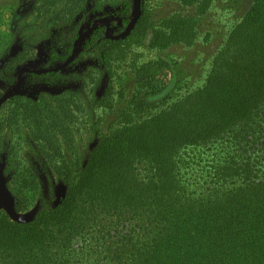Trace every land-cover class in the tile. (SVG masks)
<instances>
[{"label":"trees","instance_id":"trees-1","mask_svg":"<svg viewBox=\"0 0 264 264\" xmlns=\"http://www.w3.org/2000/svg\"><path fill=\"white\" fill-rule=\"evenodd\" d=\"M35 1L45 33L12 50V66L36 60L40 40L56 37L44 71L23 83L42 88L0 103V175L17 213L38 201L33 156L66 189L29 223L0 209V264H264V0L230 31L204 83L171 101L169 64L139 62V50L193 46L215 0H170L165 12L142 0L125 36L133 0ZM88 14L121 18L117 36L99 25L57 68ZM86 59L94 72L72 73ZM119 67L130 68L143 99L115 90ZM86 135L95 144L84 158ZM201 147H215L203 188L192 181L197 156L187 154Z\"/></svg>","mask_w":264,"mask_h":264},{"label":"rangeland","instance_id":"rangeland-1","mask_svg":"<svg viewBox=\"0 0 264 264\" xmlns=\"http://www.w3.org/2000/svg\"><path fill=\"white\" fill-rule=\"evenodd\" d=\"M169 1L157 0L158 3L162 4L159 12L174 8L172 6L173 2H171L174 0ZM254 3L255 0H215L213 7L201 21L199 35L193 46L176 45L164 51H156L148 47L139 50V62L162 58L169 64L170 68L166 70L169 82L165 99L171 101L172 98L190 92L204 83L213 58L223 47L230 31L241 21ZM141 5L142 0H133L131 22L126 31L120 36H125L128 33L132 23L140 14ZM36 8L35 0H0V103L11 94H32L42 88L34 85L25 87L23 83L29 73L44 71L41 67L48 57L49 48L54 45L51 41L56 37L55 33H52L50 39L40 40L36 45L37 59L34 61L26 62L21 66H12L10 55L12 50L20 48L28 35L31 37L39 33H45V27L36 19ZM85 17L86 21L83 23L79 38L74 45L73 56L57 68L64 67L73 58L78 57L85 39L99 25L105 26L106 34L111 37H116L118 28L122 26V19L112 15L95 21H92V14ZM106 23H108V26H106ZM3 53L5 54L3 55ZM87 66H90V72H94L97 63L92 59H86L85 62H81L73 68L72 73H75V69L80 72L81 69ZM123 72L126 74H123ZM129 72L130 68L128 67L116 69V74L113 76L115 90H122L128 99L138 98L141 100L144 98L145 92L136 86L135 80ZM120 73L124 75L122 80L117 78ZM12 82H16L15 85L11 86ZM148 99L151 100L152 96ZM94 144L95 140L87 135L80 142V149L84 158L88 157ZM214 149L215 147L211 149L201 147L187 153L190 154V157L197 156V167L200 168V171L195 172L192 181H194L193 184L198 182L197 184L201 188L209 183L207 174L214 158ZM32 162L40 182L38 201L24 213H17L15 210L10 213L3 209L13 220L19 223L34 221L40 210L56 207L65 196V185L54 179L40 157L33 156Z\"/></svg>","mask_w":264,"mask_h":264},{"label":"water","instance_id":"water-1","mask_svg":"<svg viewBox=\"0 0 264 264\" xmlns=\"http://www.w3.org/2000/svg\"><path fill=\"white\" fill-rule=\"evenodd\" d=\"M106 26H108V23H106ZM0 209H6L10 213H13V211L15 210L14 197L9 191L6 182L1 175H0Z\"/></svg>","mask_w":264,"mask_h":264}]
</instances>
